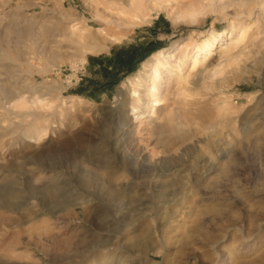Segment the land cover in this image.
Instances as JSON below:
<instances>
[{
	"label": "rangeland",
	"instance_id": "rangeland-1",
	"mask_svg": "<svg viewBox=\"0 0 264 264\" xmlns=\"http://www.w3.org/2000/svg\"><path fill=\"white\" fill-rule=\"evenodd\" d=\"M122 1L0 0V264H264V0H210L195 22L177 11L206 0L144 1L135 16ZM212 36L210 65L188 60L179 81L180 48ZM161 49L157 122L123 134L120 88ZM31 158L67 168L64 196L93 198L44 199L43 213L33 199L25 216L10 194L28 195ZM103 164L135 176L121 190ZM51 176L33 172V196Z\"/></svg>",
	"mask_w": 264,
	"mask_h": 264
},
{
	"label": "bare ground",
	"instance_id": "bare-ground-1",
	"mask_svg": "<svg viewBox=\"0 0 264 264\" xmlns=\"http://www.w3.org/2000/svg\"><path fill=\"white\" fill-rule=\"evenodd\" d=\"M144 1L145 2L149 1L150 2L149 4L153 3L156 6L157 10L171 8V6H169L170 0H126V2H124V1H122V2H124L123 7H128V9H129V10H127V8H126L125 10H127V12L128 11L133 12V16H135L138 14H144L143 12H145V10H147V8L144 5ZM208 2L210 3V0H206L205 2H201L199 4V6H197V7L191 5L190 9L187 11L179 10V11H177V14L175 13L176 17L177 18H186L189 22H195V21H197L198 16L200 14H203L206 11V8L210 6V5H208L209 4ZM116 3L119 4L120 2H116ZM120 4H123V3H120ZM119 6L122 7V5H119ZM213 11H214V7H213ZM246 13L248 16H250L251 10H249ZM214 41H215V36H212L210 38H207L206 40H204L201 43L194 44L192 47H188L186 44H183L184 46L181 47L182 46L181 45L179 58L176 61V63H174L172 65L171 73L176 77H179V78L182 77V74H181L182 66L188 60L192 61L191 69H194L198 65L207 67L208 64L210 63V59H209L210 58V52H211L210 49H211V46L214 44ZM219 51H221V50H219ZM222 52H224V51H222ZM165 53L166 52L164 51V49H161L158 51L157 55H154V56L152 55L148 60L145 61L144 64H142L140 72H139V74H137L136 80L134 82H128L120 88V92L118 93L120 95V98H119V101L115 103L114 107L116 108V110H118L117 109L118 106H122V107L126 106V109L125 108L121 109V110L119 109V111H118V113L121 114V116L123 117V125L120 127L122 130L121 132L123 134L130 127L132 120L135 121V120L140 119L141 117L148 116L147 119H148V121L152 122L151 124L157 122V119L159 117L157 114H159V113L156 112L155 106L159 105V99L156 97V95H157L156 94V83L159 79L160 69L161 68H168V65H170L168 63V61H163L160 58L161 56L163 57V55H165ZM201 53H203L202 56H201ZM198 56L202 57V61L200 63L197 62L199 59ZM179 78H177L179 81L181 79H183V80L186 79L185 77L180 78V79ZM21 105L23 106L25 104L24 103L15 104L14 107L15 106H21ZM99 113H100L99 110L93 111L92 115H91L92 120L81 119L79 121V123L77 122L78 126L75 130L70 128V125H72V124L67 126L66 128H67L68 134L71 136V138L80 141L82 139V135L85 132H89L91 130L92 126L94 125L95 118H96V116L99 115ZM167 116H168V120H169L170 119L169 115H167ZM167 116H166V118H167ZM176 128H178V127H176ZM65 135L67 136V134H65ZM29 136H31V134ZM51 141H52L51 138L46 140L45 144L41 147L40 150H42L44 147H46ZM61 141H62V143H66L68 140L63 139ZM88 146H89V144H88ZM22 153H24V152H22ZM222 153L224 154V152H222ZM15 157L19 158V156H17V155ZM20 157H21V155H20ZM88 159L90 160L92 158H88ZM85 160H87V159H83L82 162H85ZM89 160H87V161H89ZM88 163L91 165H94V163H91V162H88ZM27 164L30 168H27L28 166L26 167ZM22 167L24 168L25 172H27L31 175L30 178L29 177L26 178V180L28 181L26 183L30 182V184H29L30 186L28 187V185H27L28 189H26L28 191L27 192L28 195H25V194L23 195V193H24L23 187H25V184L24 185L22 184V186L15 188L14 191L12 190L13 188H11V190L13 192L10 194V197L11 196L16 197V198L22 197V200L16 202L17 207H14V208H19V209L24 210L25 216L29 213L30 207L31 206L33 207V199L35 200L34 205L40 206V213H43V211L41 209L42 208L41 203H42V200H44V199L48 200L51 203L61 204L65 207H75V206H82L83 203H87L93 198V197H90V196L88 197L87 195L80 194L77 192H75L74 194H71V195H65L64 196V194H66V192L70 188L68 187L66 189V188H63L60 186L59 178H61V176L64 175V172H67V168H65V166L62 164L61 165L50 164L48 166H44V165L37 164L36 162H33V158H31L30 160L26 161L22 165ZM96 167L97 168H100V167L103 168L104 180H106V182H108L109 184L116 185L121 190L122 189L124 190V188L129 185L133 176H135L132 174V175H130V177H127V175L124 174L125 172L121 171L117 166H108V165L106 166L103 164V165H96ZM33 172L35 174L42 173V172L43 173L44 172H50L52 174V176L50 178L51 180L49 182H46L43 186L40 187L41 193L42 194L45 193L42 195L41 198L33 196ZM26 177H27V175H26ZM37 178H39V176ZM18 183H20V181ZM22 183H23V181H22ZM35 187H38L37 184ZM34 189H37V188H34ZM4 191L6 193V190H4ZM67 196H69V197H67ZM11 205H13V204H11Z\"/></svg>",
	"mask_w": 264,
	"mask_h": 264
},
{
	"label": "crops",
	"instance_id": "crops-1",
	"mask_svg": "<svg viewBox=\"0 0 264 264\" xmlns=\"http://www.w3.org/2000/svg\"><path fill=\"white\" fill-rule=\"evenodd\" d=\"M160 22L159 21H156V25L159 27L160 26ZM158 27H157V29H158ZM100 59L99 58H97V57H92L91 59H90V61H91V63H92V66H99V61ZM105 67V66H104ZM108 68H110V65H109V67ZM116 71H119V69H115ZM123 70H120V72H119V75H118V77H120V75H122V72ZM121 73V74H120ZM106 82V81H105ZM105 85L103 86V87H108L109 86V84L110 83H104Z\"/></svg>",
	"mask_w": 264,
	"mask_h": 264
}]
</instances>
